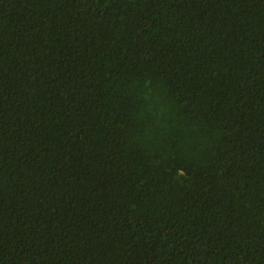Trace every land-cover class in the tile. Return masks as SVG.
I'll use <instances>...</instances> for the list:
<instances>
[{
  "label": "trees",
  "instance_id": "trees-1",
  "mask_svg": "<svg viewBox=\"0 0 264 264\" xmlns=\"http://www.w3.org/2000/svg\"><path fill=\"white\" fill-rule=\"evenodd\" d=\"M0 264H264V0H0Z\"/></svg>",
  "mask_w": 264,
  "mask_h": 264
}]
</instances>
